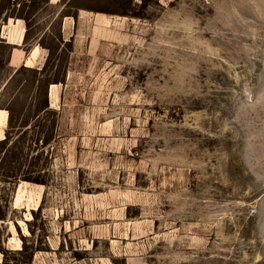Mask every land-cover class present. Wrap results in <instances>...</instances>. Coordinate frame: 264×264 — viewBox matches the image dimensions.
I'll return each instance as SVG.
<instances>
[{"label":"rangeland","instance_id":"1","mask_svg":"<svg viewBox=\"0 0 264 264\" xmlns=\"http://www.w3.org/2000/svg\"><path fill=\"white\" fill-rule=\"evenodd\" d=\"M51 3L0 0V264H264V0Z\"/></svg>","mask_w":264,"mask_h":264},{"label":"bare ground","instance_id":"2","mask_svg":"<svg viewBox=\"0 0 264 264\" xmlns=\"http://www.w3.org/2000/svg\"><path fill=\"white\" fill-rule=\"evenodd\" d=\"M55 1H58V0H55ZM22 61L24 63V54H23V52H20L19 50H16V54L13 57L12 64L13 65H17V64H19V62H22ZM57 88L58 87L55 86V85L51 86V94L50 95H51V104L52 105H55L56 102H57V99H58V90H57ZM7 121H8L7 112L0 110V127H3L4 125H6ZM0 135H1V130H0Z\"/></svg>","mask_w":264,"mask_h":264},{"label":"crops","instance_id":"3","mask_svg":"<svg viewBox=\"0 0 264 264\" xmlns=\"http://www.w3.org/2000/svg\"><path fill=\"white\" fill-rule=\"evenodd\" d=\"M50 4H52V3H51V0H50ZM70 19H71V18H70ZM66 22H67V19H65V21H64V25H63V30H64V32L66 31V29H65V24H66ZM71 24H72V25H71V29H72V26H73V24H74V21H72ZM10 34L13 35V31L10 32ZM4 39L6 40L5 37H4ZM23 39H24V37L21 38V39L19 40V42H21V43H11V44H12V45L14 44L15 46H16V45L19 46V45L22 44ZM9 40H10V39H9ZM7 42H8V41H7ZM9 44H10V43H9ZM21 46H22V45H21ZM41 49H42V48H41ZM31 51H32V50H31ZM38 51H39L38 48H36L35 51H34V53H33V57H32V59H29L30 61H28L29 64H30L31 62H34V61H35V59H36V57H37V55H38ZM13 52H14V51H13ZM13 52H12V53H13ZM15 54H16V51L13 53V56H12V54H11V56H12L11 59H12V60H13V57H14ZM25 54L28 56L30 53L28 54V53L25 52ZM41 57H42V59H43V62H42L41 65H43V63L45 62V57H46V55H45L43 49H42V51H41ZM26 61H27V57L24 56V62H26ZM20 63H23V61H22V62H19V64H20ZM10 64H12V63H11V60H10ZM36 66H39V65H36ZM12 67H13V66H12ZM49 104H50V102H49Z\"/></svg>","mask_w":264,"mask_h":264},{"label":"trees","instance_id":"4","mask_svg":"<svg viewBox=\"0 0 264 264\" xmlns=\"http://www.w3.org/2000/svg\"><path fill=\"white\" fill-rule=\"evenodd\" d=\"M52 85V84H51ZM47 108H49V103H48V106H47ZM26 250L25 249H22L21 251H18L19 252V254L20 253H24ZM31 260L30 261H28L26 264H31Z\"/></svg>","mask_w":264,"mask_h":264}]
</instances>
